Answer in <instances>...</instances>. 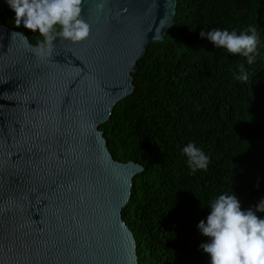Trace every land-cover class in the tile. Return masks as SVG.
I'll return each instance as SVG.
<instances>
[{
  "label": "water",
  "instance_id": "obj_1",
  "mask_svg": "<svg viewBox=\"0 0 264 264\" xmlns=\"http://www.w3.org/2000/svg\"><path fill=\"white\" fill-rule=\"evenodd\" d=\"M177 5L83 0L89 38L37 59L0 0V264H140L123 211L144 166L116 160L100 127Z\"/></svg>",
  "mask_w": 264,
  "mask_h": 264
},
{
  "label": "trees",
  "instance_id": "obj_2",
  "mask_svg": "<svg viewBox=\"0 0 264 264\" xmlns=\"http://www.w3.org/2000/svg\"><path fill=\"white\" fill-rule=\"evenodd\" d=\"M6 1L5 24L38 46L43 37L17 27ZM250 27L258 37L252 64L200 35H251ZM138 67L135 92L100 127L116 160L144 166L123 219L140 264H211L201 247L210 239L198 228L211 203L235 194L247 211L264 200V0H178L174 27ZM189 143L209 158L207 169L189 166Z\"/></svg>",
  "mask_w": 264,
  "mask_h": 264
},
{
  "label": "clouds",
  "instance_id": "obj_3",
  "mask_svg": "<svg viewBox=\"0 0 264 264\" xmlns=\"http://www.w3.org/2000/svg\"><path fill=\"white\" fill-rule=\"evenodd\" d=\"M8 3L16 14L17 27L23 24L43 37L38 46L31 49L37 59H44L50 54L58 38L79 43L90 36V24L82 15L83 0H8ZM248 31L251 35L218 29L207 33L202 31L200 35L216 48L247 57L248 63L252 64L258 37L255 27H250ZM237 79L247 80L248 76L244 74ZM183 153L193 171L207 169L209 158L194 143L184 147ZM210 208L207 221H201L198 228L210 239L201 247L210 256L211 264H264V219L256 214L264 213V200L255 210L244 211L235 194L220 195Z\"/></svg>",
  "mask_w": 264,
  "mask_h": 264
}]
</instances>
